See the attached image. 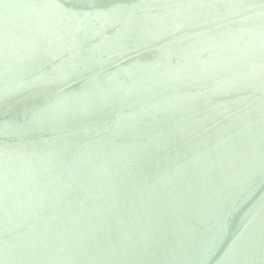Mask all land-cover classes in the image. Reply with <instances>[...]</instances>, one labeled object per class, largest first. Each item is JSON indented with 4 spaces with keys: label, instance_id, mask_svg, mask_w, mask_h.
Returning a JSON list of instances; mask_svg holds the SVG:
<instances>
[{
    "label": "water",
    "instance_id": "95a60500",
    "mask_svg": "<svg viewBox=\"0 0 264 264\" xmlns=\"http://www.w3.org/2000/svg\"><path fill=\"white\" fill-rule=\"evenodd\" d=\"M0 264H264V0H0Z\"/></svg>",
    "mask_w": 264,
    "mask_h": 264
}]
</instances>
